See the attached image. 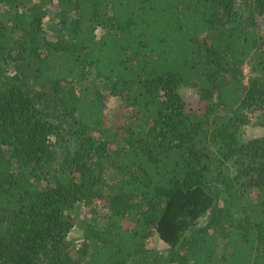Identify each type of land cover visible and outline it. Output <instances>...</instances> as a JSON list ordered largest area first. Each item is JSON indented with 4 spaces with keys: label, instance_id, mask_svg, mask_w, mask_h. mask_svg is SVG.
<instances>
[{
    "label": "trees",
    "instance_id": "16d2710c",
    "mask_svg": "<svg viewBox=\"0 0 264 264\" xmlns=\"http://www.w3.org/2000/svg\"><path fill=\"white\" fill-rule=\"evenodd\" d=\"M258 112L264 0H0V264H264Z\"/></svg>",
    "mask_w": 264,
    "mask_h": 264
},
{
    "label": "rangeland",
    "instance_id": "374dc122",
    "mask_svg": "<svg viewBox=\"0 0 264 264\" xmlns=\"http://www.w3.org/2000/svg\"><path fill=\"white\" fill-rule=\"evenodd\" d=\"M51 13V11H49ZM52 17L53 13H52ZM49 21H53V23L55 24L54 20H52L51 16L47 17V21L46 24ZM52 23V22H51ZM47 30L50 31L49 26H47ZM100 32H102V30H98L96 32V36H98L100 34ZM54 34V33H53ZM55 34L56 30H55ZM50 35V32H49ZM243 71H244V78L245 80H248L251 77V70L249 67L245 66L243 67ZM87 77L88 79L93 82L97 88L99 90H103L105 87V82H102L101 80H99L96 77V74L93 70H89L87 73ZM184 100L188 103L191 104H196L197 100H198V96H197V91L191 87V86H184L181 88L180 90ZM124 103L120 98H109L108 100V104L106 106L105 109V114L107 116V118L110 121L113 122H119L123 113H124ZM264 136V117L261 116V113H256V115H254L253 120L251 121L250 124L244 126L241 129V140L242 141H249L250 139L253 138H257V137H263ZM7 149V148H6ZM84 212H89V210L87 208H84V210H77V213L79 215L80 218L84 217L82 214ZM105 212V210H102L101 208L98 209V213H100L99 215L101 216L103 213ZM83 239V232L79 229H75L73 230L69 237H68V242L70 243H76L79 244L81 243ZM147 248L155 253H158L163 259H162V264H169V258H168V254H167V248L168 245L165 244L160 238L159 235L156 232H153V234L150 236L148 242H147Z\"/></svg>",
    "mask_w": 264,
    "mask_h": 264
}]
</instances>
